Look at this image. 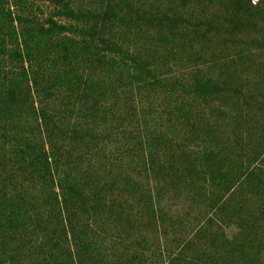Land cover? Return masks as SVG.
<instances>
[{
	"label": "trees",
	"instance_id": "16d2710c",
	"mask_svg": "<svg viewBox=\"0 0 264 264\" xmlns=\"http://www.w3.org/2000/svg\"><path fill=\"white\" fill-rule=\"evenodd\" d=\"M45 1L0 0V264H264V131L213 129L122 0Z\"/></svg>",
	"mask_w": 264,
	"mask_h": 264
},
{
	"label": "rangeland",
	"instance_id": "374dc122",
	"mask_svg": "<svg viewBox=\"0 0 264 264\" xmlns=\"http://www.w3.org/2000/svg\"><path fill=\"white\" fill-rule=\"evenodd\" d=\"M8 2H16L15 15L26 20L44 22L54 11L52 3L45 0ZM64 2L75 8L87 4L81 0ZM122 7L129 16L128 23L148 30L141 43L149 42L145 48L153 56L148 64L156 67L164 63L159 67L161 73L173 72L184 78L180 88L187 85L184 70L191 68L189 80L197 85L184 92L197 90L204 102H213L208 104L215 108L213 114L219 124L213 129L223 133L232 129L264 131V0H122ZM55 19L72 24L65 17ZM160 57L162 61L157 62ZM232 115L239 125L228 124L235 122L228 117ZM82 151L88 159V143ZM192 227L196 229L197 225ZM181 231L189 234L188 229ZM225 231L229 239L238 233L235 226ZM183 239L177 235L176 241L183 243Z\"/></svg>",
	"mask_w": 264,
	"mask_h": 264
},
{
	"label": "built area",
	"instance_id": "2783aa9c",
	"mask_svg": "<svg viewBox=\"0 0 264 264\" xmlns=\"http://www.w3.org/2000/svg\"><path fill=\"white\" fill-rule=\"evenodd\" d=\"M254 3H256V2L254 1Z\"/></svg>",
	"mask_w": 264,
	"mask_h": 264
}]
</instances>
